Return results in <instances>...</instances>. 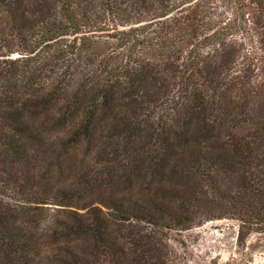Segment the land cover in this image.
<instances>
[{"label":"trees","instance_id":"16d2710c","mask_svg":"<svg viewBox=\"0 0 264 264\" xmlns=\"http://www.w3.org/2000/svg\"><path fill=\"white\" fill-rule=\"evenodd\" d=\"M84 141L96 175L52 198ZM0 185L23 199L0 198V264H180L163 228L202 216L245 244L264 227V0H0Z\"/></svg>","mask_w":264,"mask_h":264},{"label":"rangeland","instance_id":"374dc122","mask_svg":"<svg viewBox=\"0 0 264 264\" xmlns=\"http://www.w3.org/2000/svg\"><path fill=\"white\" fill-rule=\"evenodd\" d=\"M73 151L75 153L71 157V164L65 165L66 172L60 173L59 170H54L47 175L50 184L53 185L49 190L52 198H59L57 183L65 177H68L69 182L73 184L78 182L81 175L88 169L91 172L89 176L96 175L99 164L95 162L96 157L92 151V145L84 141ZM205 166L206 164L202 167L205 168ZM155 185L157 186L156 183ZM144 188V184L141 185L138 188L139 193H146ZM101 192L103 191H98V193ZM98 196L91 192L86 198L87 200L91 198L99 200ZM0 198L10 204H23L22 195L17 188L0 185ZM45 205L48 206L46 207L48 216L44 224H51L55 218L53 213L62 205L51 202ZM202 210H205V206H200L199 212ZM198 220L200 221L188 229L167 230V227L163 228L162 236H167L176 248L177 260L180 264H264V227L261 231L250 233L243 244L239 236V223L235 219L227 217L204 219L202 216L198 217ZM141 225L147 228L151 226L146 221L141 222Z\"/></svg>","mask_w":264,"mask_h":264}]
</instances>
